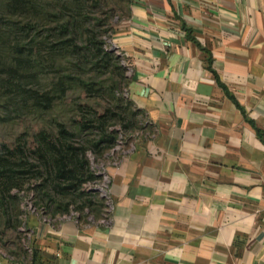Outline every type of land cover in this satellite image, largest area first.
Segmentation results:
<instances>
[{
    "label": "crops",
    "instance_id": "obj_1",
    "mask_svg": "<svg viewBox=\"0 0 264 264\" xmlns=\"http://www.w3.org/2000/svg\"><path fill=\"white\" fill-rule=\"evenodd\" d=\"M130 2L113 40L143 130L107 212L33 216L35 257L0 264H264V0Z\"/></svg>",
    "mask_w": 264,
    "mask_h": 264
},
{
    "label": "rangeland",
    "instance_id": "obj_2",
    "mask_svg": "<svg viewBox=\"0 0 264 264\" xmlns=\"http://www.w3.org/2000/svg\"><path fill=\"white\" fill-rule=\"evenodd\" d=\"M54 1L57 0H0V149L4 145L15 147L19 143L27 146L41 131L50 132L54 136L60 135V125H64L67 131L73 132L76 130L75 122L78 115L76 109L79 105L85 102L93 104L94 107H97L99 103L106 105L104 98L91 100L82 97L80 99L78 96L80 91H77V94L69 92L66 97L61 98L62 85L58 79L67 74L64 70L60 71L61 59L66 55L62 46L69 41V37H60L55 31L57 22L49 6L51 4L53 6ZM77 3L76 8H79L83 14L79 20L90 16L97 25L107 20V12H113L110 21L112 28L104 37V46L119 58L129 76L128 65L114 45L113 39L119 31V24L128 17L130 0H77ZM30 24L36 27L33 31L24 27ZM21 26L25 28L22 33L24 36H21ZM78 45L81 48L86 46L81 43ZM21 46L25 47L22 54ZM83 51L86 50L83 49ZM21 55L23 68L19 61ZM95 64L96 60L93 61L89 74L85 76L86 82L91 81L94 71H98L99 67ZM21 69L30 80L27 82V87L21 91L20 101L19 96H14L15 89L7 85V81L10 80L7 77L10 72ZM109 77L110 74L107 73L101 77V80ZM32 78L34 80H31ZM127 88L128 86L122 88L118 97L127 99ZM46 100L49 105H39ZM20 107L21 114L18 112ZM125 108L126 116H131L133 109L127 106ZM99 109L102 111V108ZM139 126L143 127L140 123ZM121 129V123L110 127L117 136L111 151L113 158H108L109 154H105L97 159L91 153H86V160L92 174L88 181L78 182L68 179L63 182L60 180L59 182L62 183L52 182L48 190H41V183L34 179L36 169L28 175L21 170V183H23L21 192L17 194V190H4L8 194L6 203L3 202L5 201L3 195H0V258L22 260L35 257L30 229V220L33 216L54 219L76 215L89 218L98 217L107 212V168L109 164H112L114 156L132 142L131 136H123ZM142 130L139 128L131 134L132 137H136ZM83 134L88 137L91 132L87 131ZM76 165L80 169V165L78 163ZM3 181L0 179L1 184ZM0 189L3 191L2 187ZM87 194L97 195L98 200L104 201L103 207H100L96 200L93 205H90L91 207L85 206ZM10 195L13 196L14 202L9 204L7 201ZM83 196L85 197L81 200Z\"/></svg>",
    "mask_w": 264,
    "mask_h": 264
},
{
    "label": "trees",
    "instance_id": "obj_3",
    "mask_svg": "<svg viewBox=\"0 0 264 264\" xmlns=\"http://www.w3.org/2000/svg\"><path fill=\"white\" fill-rule=\"evenodd\" d=\"M54 2L53 6L52 4L49 6L57 22V30L55 29V31L60 37H69V41L62 46L66 55L61 59L60 71L64 70L67 74L58 79L62 85L60 89L61 98L66 97L69 92L77 94V91H80L81 93H78L80 99L82 97L91 100L104 98L106 105L99 103L97 107H94L93 104L86 102L79 105L76 109L78 113L75 122L76 130L73 132L67 131L64 125H60V135L54 136L50 132L41 131L27 146L21 145V143L15 147L4 145L0 149V179L4 180L2 184L0 183V187L3 189V191L0 189V195H3L4 203H6V196L8 195L6 191L12 189L17 190V194L21 192L23 187L21 170L28 175L36 169L34 179L41 183V190H48L52 186V182L62 183L59 182L60 180L63 182L68 179L78 182L88 181L92 174L85 156L87 152L97 159L100 156H105V154H109L108 158H113L111 151L117 136L115 135L116 132L110 130L112 125L121 123L123 136L129 135L131 139V134L138 131L139 128L143 129L139 126L142 112L137 110L128 98L118 97L119 91L128 86L129 76L126 67L121 64L114 53L108 51L104 46V37L112 28L110 21L113 12H107V20L97 25L90 16L79 20L83 14L79 8H76L77 0H57ZM24 27L26 29L28 27L29 31L36 28L33 24ZM24 27L21 26V36H24L22 35L25 30ZM185 29L191 38V29L186 27ZM192 39L194 40V38ZM80 43L86 46L81 48L78 45ZM24 48L20 47L21 54ZM94 60H96L95 65L99 69L94 71L95 74L90 78L91 81L86 82L85 76L89 74L88 71L91 69ZM19 61L22 67V55ZM107 73L110 74V77L101 80V77ZM7 78H10L7 85L15 89L13 91L14 96H19L21 101V91L27 87L29 77L25 76L21 69L10 72ZM39 105L47 106L49 102L46 100ZM125 106L133 109L131 116H126ZM99 108H102V111H99ZM18 112L21 114V107ZM87 131L91 132L88 137L83 134ZM257 132L264 139V132L260 130ZM76 143L77 145H75ZM77 163L80 165V169L77 167ZM85 196L87 198L85 199V206L91 207L90 205H93L94 200H96L100 207H103L104 201L98 200L97 195L87 194ZM85 196L81 197V200ZM12 198L13 196L10 195L7 201L9 204L14 202ZM7 208L9 209L8 205Z\"/></svg>",
    "mask_w": 264,
    "mask_h": 264
},
{
    "label": "built area",
    "instance_id": "obj_4",
    "mask_svg": "<svg viewBox=\"0 0 264 264\" xmlns=\"http://www.w3.org/2000/svg\"><path fill=\"white\" fill-rule=\"evenodd\" d=\"M126 62V61H125ZM125 65H126V63H125Z\"/></svg>",
    "mask_w": 264,
    "mask_h": 264
}]
</instances>
